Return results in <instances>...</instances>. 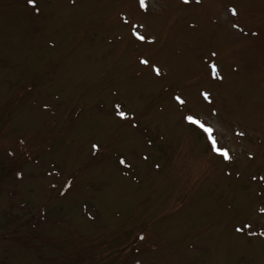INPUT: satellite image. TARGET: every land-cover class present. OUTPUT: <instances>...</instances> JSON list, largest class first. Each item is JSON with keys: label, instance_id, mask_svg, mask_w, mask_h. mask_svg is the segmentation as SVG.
I'll use <instances>...</instances> for the list:
<instances>
[{"label": "rangeland", "instance_id": "rangeland-1", "mask_svg": "<svg viewBox=\"0 0 264 264\" xmlns=\"http://www.w3.org/2000/svg\"><path fill=\"white\" fill-rule=\"evenodd\" d=\"M146 3L0 0V264H264V0Z\"/></svg>", "mask_w": 264, "mask_h": 264}, {"label": "snow or ice", "instance_id": "snow-or-ice-1", "mask_svg": "<svg viewBox=\"0 0 264 264\" xmlns=\"http://www.w3.org/2000/svg\"><path fill=\"white\" fill-rule=\"evenodd\" d=\"M36 0H28L29 4H35ZM190 0H184V3H189ZM197 3L200 2V0H196ZM139 3V7L143 10H147V3L146 0H138ZM232 15H237V10L235 7L229 6V8L227 9ZM125 23H128L127 20H125ZM144 25L141 24H132L131 25V35L133 37H135L136 40L144 42L147 41L149 43L154 42L155 37L154 36H146L141 34L140 31H138V28H143ZM233 27H238V25H233ZM212 56H216L215 52L211 53ZM139 63L141 65L146 66L147 68H149L151 70L152 73L155 74L156 77H161L163 75L161 67L158 66L156 63H152L149 59L144 58L143 56L139 57ZM211 70V76L214 79H222L221 75H220V71L218 68V65L216 63H211L208 66ZM199 95L203 98L204 101L211 103V93L209 91L206 90H202L200 91ZM172 99L175 101V103L179 106H181V108L185 107L187 105V98L185 96H183L182 94H176L172 97ZM113 111L116 117H118L121 121H127L129 119V111H126L123 105V101H114L113 104ZM216 113V109H212V115L215 116ZM134 116V113H133ZM183 121H185L187 124L194 126L195 128H197L201 134L205 137L206 142L208 147L210 148L211 152H213L214 154L222 157L225 161H231L233 159L232 155L230 154V150L228 147L226 146H222L220 144V141L218 139L217 136V131L218 129L210 122H207L206 119L201 118L199 113L196 112H192L189 111L187 113H185L182 116ZM135 126V125H133ZM239 136H243L244 133L243 132H238L237 133ZM150 143V141H149ZM99 148L98 144H92V149L96 150ZM251 153H249V157L251 158ZM145 159H147V157H145ZM119 163L121 165H125L126 164V160L123 156L119 157ZM158 167V166H157ZM252 179H256L255 176L252 177ZM261 179H264V177H261ZM66 187L70 186V182L69 184L65 185ZM259 213L264 216V207H261L258 209ZM253 229V223L251 221H245L242 222L241 225L239 227H235V231L237 233H244L246 230L248 231L249 234L252 235H256V232L252 231ZM260 236H264V226H262L259 230L258 233ZM141 239H143V237H141Z\"/></svg>", "mask_w": 264, "mask_h": 264}]
</instances>
